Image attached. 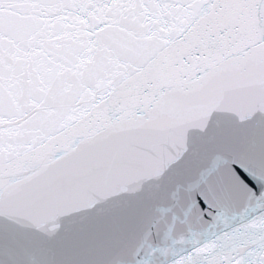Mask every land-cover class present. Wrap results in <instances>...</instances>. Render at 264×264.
<instances>
[{"label":"snow or ice","instance_id":"6c2138e0","mask_svg":"<svg viewBox=\"0 0 264 264\" xmlns=\"http://www.w3.org/2000/svg\"><path fill=\"white\" fill-rule=\"evenodd\" d=\"M0 264H264V0H0Z\"/></svg>","mask_w":264,"mask_h":264}]
</instances>
